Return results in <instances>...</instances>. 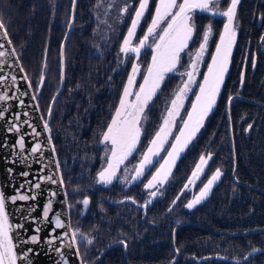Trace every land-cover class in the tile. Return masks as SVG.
I'll return each instance as SVG.
<instances>
[{"label":"trees","instance_id":"obj_1","mask_svg":"<svg viewBox=\"0 0 264 264\" xmlns=\"http://www.w3.org/2000/svg\"><path fill=\"white\" fill-rule=\"evenodd\" d=\"M99 1L77 0L74 27L64 52V89L49 124L71 229L90 240H76L82 263L92 264L113 246L95 264H264V0L236 4V38L216 104L159 192L152 193L145 185L161 166L196 94L181 110L178 120L184 121L175 128L173 141L171 136L137 183L128 187L119 181L99 184L97 175L106 164V146L101 141L132 68V57L124 59L120 52L124 33L101 45L98 52L94 47L98 41L93 16ZM157 1L149 0L138 36L151 22ZM231 1L219 0L216 11L194 13L188 54L197 50L207 27L211 31L201 80L221 40ZM71 5L72 0H0V22L43 118L59 88L60 46ZM148 57L142 54L138 59L143 68ZM187 65L183 55L177 73L166 77L147 104L137 148L125 166L135 168L158 133ZM201 157L206 167L189 191L188 182L197 173ZM216 171L222 176L210 195L188 210L186 205ZM148 201L150 205L144 207Z\"/></svg>","mask_w":264,"mask_h":264},{"label":"water","instance_id":"obj_2","mask_svg":"<svg viewBox=\"0 0 264 264\" xmlns=\"http://www.w3.org/2000/svg\"><path fill=\"white\" fill-rule=\"evenodd\" d=\"M76 5L77 0H72L69 24L60 46L59 88L45 118L0 22V264H86L81 261L70 226L67 195L49 126L54 105L64 89V52L74 27ZM140 11L141 6L134 15L128 38L134 33ZM146 42L143 38L138 47L127 45L126 51L139 58ZM222 47L221 39L188 115L158 169L159 178L166 179L171 174L191 140L196 118L214 107L223 81V75L216 74ZM205 167L206 164L195 174V181ZM149 205L150 201L144 207Z\"/></svg>","mask_w":264,"mask_h":264},{"label":"rangeland","instance_id":"obj_3","mask_svg":"<svg viewBox=\"0 0 264 264\" xmlns=\"http://www.w3.org/2000/svg\"><path fill=\"white\" fill-rule=\"evenodd\" d=\"M218 1L158 0L154 16L143 31L142 36H138L137 30L146 14L149 0L139 1L137 4L130 0H100L95 5L93 18L95 21L94 34L98 41L94 45L96 51H99L98 49H100L101 45L104 46L118 40L120 35L124 33L120 52L124 56V59L129 56L132 57V68L120 105L101 141V144L106 146V164L104 169L97 175L99 184L107 186L114 181H119L125 187H128L137 183L149 167L158 159L171 136V142L173 141L178 131L177 129L180 128L184 121V119L180 120V118L178 120V117L188 98L192 94L197 93L201 82L200 75L205 68L209 55L211 31L208 27L203 33L202 42L197 50L191 55L186 51L193 38V16L196 11L200 10H218ZM238 1L232 0L224 15L225 26L221 34L223 47L216 72V74H222L223 76L228 70L229 59L236 38L234 14ZM140 6L141 11L136 22L135 33H133L131 38H128L134 15ZM182 10L184 13L177 18ZM143 38H146L147 42L142 54L149 55L145 68H143L142 62H139V58L126 51L127 45L138 47ZM183 55L187 57L188 65L186 70L181 72V84L158 133L154 136L135 168L125 166V162L137 148L142 131L143 112L147 104L151 102V99L159 91L166 77L174 72L177 73ZM215 104L216 100L214 101ZM229 104L230 101L228 102ZM207 114L208 112L201 113L196 118L191 138L199 133ZM177 126L176 131L175 128ZM174 130L176 133H174ZM205 162L206 159L201 157L196 166V171H199ZM157 172L158 168L151 181L145 185V190L150 193L153 191L159 192L166 180L159 178ZM221 176L222 173L216 171L186 205V208L192 210L203 203L210 195L213 187L219 182ZM194 182L193 177L188 182L187 190L190 191L192 189ZM74 234L75 240L85 241L86 243L90 241L86 236H80L75 232Z\"/></svg>","mask_w":264,"mask_h":264},{"label":"crops","instance_id":"obj_4","mask_svg":"<svg viewBox=\"0 0 264 264\" xmlns=\"http://www.w3.org/2000/svg\"><path fill=\"white\" fill-rule=\"evenodd\" d=\"M221 179V178H220Z\"/></svg>","mask_w":264,"mask_h":264}]
</instances>
